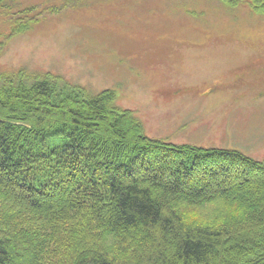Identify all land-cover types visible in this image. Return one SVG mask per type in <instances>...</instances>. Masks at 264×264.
Instances as JSON below:
<instances>
[{"label": "trees", "instance_id": "16d2710c", "mask_svg": "<svg viewBox=\"0 0 264 264\" xmlns=\"http://www.w3.org/2000/svg\"><path fill=\"white\" fill-rule=\"evenodd\" d=\"M20 1L0 0V57L39 15ZM0 264H264V163L152 139L113 92L0 73Z\"/></svg>", "mask_w": 264, "mask_h": 264}, {"label": "rangeland", "instance_id": "374dc122", "mask_svg": "<svg viewBox=\"0 0 264 264\" xmlns=\"http://www.w3.org/2000/svg\"><path fill=\"white\" fill-rule=\"evenodd\" d=\"M236 1L21 0L39 15L0 73L113 92L152 139L264 163V14Z\"/></svg>", "mask_w": 264, "mask_h": 264}]
</instances>
